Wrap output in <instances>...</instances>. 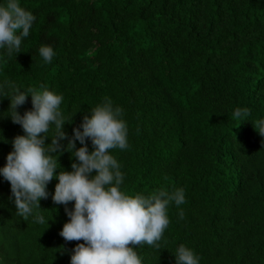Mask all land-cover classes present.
<instances>
[{
	"label": "trees",
	"instance_id": "trees-1",
	"mask_svg": "<svg viewBox=\"0 0 264 264\" xmlns=\"http://www.w3.org/2000/svg\"><path fill=\"white\" fill-rule=\"evenodd\" d=\"M19 2L35 21L19 53L0 50V83L61 94L68 137L110 98L128 128V148L110 150L121 164V189H184L185 203L169 205L159 247L129 245L143 264H175L180 244L200 264H264V136L255 130L264 119V0ZM43 45L56 53L51 63L39 55ZM9 104L0 97L7 141H0V167L12 139L24 134ZM237 107L249 109L247 121L233 118ZM31 108L28 96L17 111ZM57 160L61 171L76 162L68 151ZM57 182L39 201L49 221L37 224L16 214L10 183L0 176V264H70L83 241L59 235L73 202L52 201Z\"/></svg>",
	"mask_w": 264,
	"mask_h": 264
},
{
	"label": "clouds",
	"instance_id": "clouds-1",
	"mask_svg": "<svg viewBox=\"0 0 264 264\" xmlns=\"http://www.w3.org/2000/svg\"><path fill=\"white\" fill-rule=\"evenodd\" d=\"M34 21L33 13L22 7L19 0H0V50L9 55L19 53ZM38 51L46 63H51L56 55L51 45H43ZM5 96L10 101L9 117L24 132L12 139V151L0 167V176L10 183L16 214L24 219L32 217L37 224L47 223L39 201L48 198L47 185L56 179L52 201L63 205L73 202L71 210L65 207L69 219L59 235L66 241H83L72 249L70 264H143L136 247L129 245L159 247L170 222L169 205L184 204L185 192L176 188L172 192L159 189L147 195H129L121 189V164L110 150L128 148L122 108L105 97L83 116L79 127H74L68 137L63 130L68 120L60 108L61 94L44 85L23 90L4 81L0 83V97ZM28 96L32 108L21 115L17 108ZM249 114V109L237 107L232 115L242 122L247 121ZM255 130L264 136V119L257 122ZM49 137L51 143L46 144L45 138ZM65 139L66 145L61 143ZM86 139L91 141V151ZM0 141L7 142L3 136ZM76 141L81 145L78 148ZM64 151L76 158L71 171L60 170L57 157ZM178 215L183 218L182 209ZM174 257L175 264H200V257L183 244L176 248Z\"/></svg>",
	"mask_w": 264,
	"mask_h": 264
}]
</instances>
